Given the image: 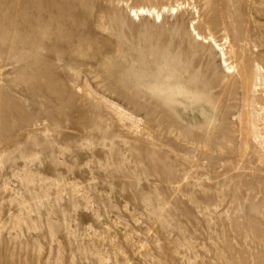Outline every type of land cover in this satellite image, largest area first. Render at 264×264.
<instances>
[{
  "label": "rangeland",
  "instance_id": "rangeland-1",
  "mask_svg": "<svg viewBox=\"0 0 264 264\" xmlns=\"http://www.w3.org/2000/svg\"><path fill=\"white\" fill-rule=\"evenodd\" d=\"M0 264H264V0H0Z\"/></svg>",
  "mask_w": 264,
  "mask_h": 264
},
{
  "label": "bare ground",
  "instance_id": "bare-ground-1",
  "mask_svg": "<svg viewBox=\"0 0 264 264\" xmlns=\"http://www.w3.org/2000/svg\"><path fill=\"white\" fill-rule=\"evenodd\" d=\"M173 11H174V9H173ZM141 12L143 13V12H145V10H141ZM147 12V11H146ZM135 15H137L136 13H135ZM157 17H159L158 15H157ZM160 18V17H159ZM196 38H197V40H202V38L198 35V34H196ZM215 42V41H214ZM213 42V44L216 46V48H218V46L215 44ZM220 50V49H219ZM221 53H223V52H221Z\"/></svg>",
  "mask_w": 264,
  "mask_h": 264
}]
</instances>
